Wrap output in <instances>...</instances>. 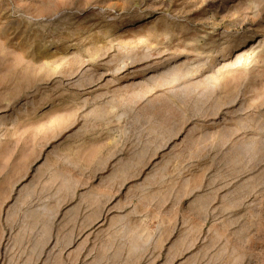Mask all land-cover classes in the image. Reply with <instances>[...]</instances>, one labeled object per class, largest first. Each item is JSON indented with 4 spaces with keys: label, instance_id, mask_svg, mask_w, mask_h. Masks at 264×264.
<instances>
[{
    "label": "rangeland",
    "instance_id": "obj_1",
    "mask_svg": "<svg viewBox=\"0 0 264 264\" xmlns=\"http://www.w3.org/2000/svg\"><path fill=\"white\" fill-rule=\"evenodd\" d=\"M0 264H264V0H0Z\"/></svg>",
    "mask_w": 264,
    "mask_h": 264
}]
</instances>
